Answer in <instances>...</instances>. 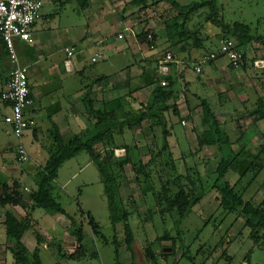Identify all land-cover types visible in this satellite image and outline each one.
<instances>
[{"label":"crops","instance_id":"crops-1","mask_svg":"<svg viewBox=\"0 0 264 264\" xmlns=\"http://www.w3.org/2000/svg\"><path fill=\"white\" fill-rule=\"evenodd\" d=\"M156 1L44 0L41 17L32 28L33 42L16 43L20 60L28 67L33 99V105L27 109V114L36 121V125L24 133L23 141L29 153V160L21 163L17 153L18 139L4 121V117L10 113V104L0 98V185L19 181L23 186L24 201L14 206L19 215L23 217L26 215V209L31 204L30 194L36 188L37 174L47 162L50 151L57 146V141L61 139L67 143L74 136H82L92 129L94 120L89 113L91 109L125 115L141 110L144 106L148 107L153 101L157 85L164 79L163 76H167L180 94L177 106L182 119L194 121L196 129L206 128L203 124V109L200 103L204 98L209 99L211 103L214 100L198 92V89L202 88L201 85L199 86L191 72L187 71L198 62L203 49L201 46L186 43L179 36L177 23L181 18L172 4L166 0L159 3ZM177 1L184 6L193 2L192 0ZM206 27L209 28L208 32L212 31V34L218 33L217 36H221L219 27L210 22ZM145 30L150 31L154 41L145 39L142 34ZM120 34L123 36L120 37ZM255 45L260 50L253 52L256 57L254 60L260 59L264 62V55H261L262 58H257L258 55L255 53L263 51L260 45L252 41L249 49ZM67 47L76 48L72 56L66 53ZM167 51L173 52L175 62L168 63L166 73H162L159 69L160 60ZM94 57H98L97 61L92 60ZM216 61L213 62V66L208 64L203 67L204 75L198 73L203 75L204 80L201 84L206 85L204 87L206 90L210 88V81H213L212 69L219 76L228 70L241 71V69H231L225 58ZM14 67L15 64L11 61L4 40L0 36V94ZM263 68L264 66L260 68L255 66L254 69L260 73V69ZM258 76L257 85L250 87L252 98L240 100V106L225 95L224 98L218 99L220 114H225L221 119L228 121L236 119L235 115L239 117L237 111H242L248 99L251 101L248 106L250 104L253 106L257 96L264 93V76ZM222 80L226 81L224 78ZM166 82L169 84L168 81ZM220 92L219 90L218 93ZM196 105H200L201 112ZM170 116L174 119L171 113ZM242 120L244 119L240 121ZM245 120H249L252 124L250 128L236 129L229 126L228 131L238 147L257 152L264 143L261 135L264 125L263 123L255 125L249 118ZM152 125L151 120H146L142 126L128 129L126 140L132 142L133 135L139 146L155 143L153 141L140 144L141 137H156V139L159 137L157 135L162 129L156 125L151 129ZM174 134L169 138L171 149L174 144L171 138H174ZM97 147L104 151L103 145ZM120 151L122 155L125 153L122 148H119L117 153ZM79 156L81 155L78 154L64 162L55 180L54 194L69 213L63 198L69 199L66 197V192L76 195L73 190L69 192V186L78 180V190L81 192L82 187L100 180L99 171L90 155ZM145 158L147 159L144 154V161ZM84 194L83 190L80 193L82 199ZM74 195L70 200L76 205L73 206L74 211L71 214L76 216H74L76 221L85 233L82 246L71 233L72 222L63 214H50L40 208L34 209L32 213L44 239L40 245L42 264H57L59 258L56 248L59 246L69 253L76 252L81 247V252L74 259L62 260L66 264H94V261L97 264H218L219 260L214 257L212 260L211 256H204L202 260H198L195 255L189 253L185 244L184 247L179 240L173 244L171 237L163 238L164 234L156 232L151 239L137 237L131 223L134 240L128 245L126 221L121 220L120 217L122 215L124 218L123 211L120 215L113 212V218L111 214L112 233L107 235L103 232L102 225L100 228L98 226L94 228L89 223V216L83 212L81 206V202L83 203L85 199L81 201L80 196L78 198ZM121 195L127 200L134 197L135 192L124 191ZM257 197L264 198L263 189L258 192ZM87 200L92 201V197H87ZM106 202L108 204V201ZM146 208L141 207L140 213H145ZM79 212L81 213L78 216ZM114 218L115 223H113ZM151 221L147 222L151 223ZM242 226L248 228L244 223ZM0 234H3V237L0 236V248L12 247L13 243L6 234L2 212H0ZM249 236L252 239L251 231ZM22 243L29 252H34L39 246L33 229L25 232ZM259 243L252 239L251 243L243 245L242 248L238 245L236 249H241L237 257L238 255L230 250L232 242L226 238L223 243L225 252L222 253L221 250L217 251V254H222L221 257L225 258L224 264H264V241ZM148 245L152 248L155 259L148 257L146 253ZM45 254L51 257L50 260H46ZM10 258L11 264H15L12 252Z\"/></svg>","mask_w":264,"mask_h":264},{"label":"trees","instance_id":"trees-1","mask_svg":"<svg viewBox=\"0 0 264 264\" xmlns=\"http://www.w3.org/2000/svg\"><path fill=\"white\" fill-rule=\"evenodd\" d=\"M160 1L162 0L156 2ZM166 1L170 2L179 12L181 19L177 26L182 40L184 39L186 43H191L194 46H201L205 51V54L203 53L200 58L211 52H216L213 46L217 44L211 43L210 34L204 31L210 22L222 30L223 36L234 38L237 47L243 51L244 59L240 68L245 71H252L255 68V58L250 60L248 58L249 44L252 41H263L264 45V39L251 36L247 27L226 23L218 16L217 0H196L185 6L177 0ZM202 9L205 11H201ZM142 34L149 41L150 31L145 30ZM220 38H217L218 43ZM152 41H154V37L150 40V42ZM230 68L236 70L232 65ZM260 73V77L264 76V68ZM162 78L164 79L157 85L153 101L148 107L144 106L141 110L125 115L91 109L89 113L94 120L91 130L82 136H74L67 143L61 139L57 141V146L50 151L47 162L37 174L36 188L30 194L31 204L26 209L24 217L14 209V206L20 205L24 201V189L21 183L15 181L13 184L0 185V212L3 213L7 237L13 243L10 249L15 258V264H42L40 245L44 239L39 231L37 221L32 216L36 208L43 209L50 214L66 216L72 222L71 233L79 245H83L85 237L83 228L54 194L55 180L60 167L64 162L81 152L90 155L99 171L112 218L114 217L113 212L116 214L120 206L124 209V218L122 215L120 217L121 220L126 221L125 231L128 245H131L134 240L129 221L130 210H127L129 206L132 209L137 208L139 216H144V221L152 220L156 214H160L163 218L167 215L173 217L177 215L174 223L180 228L193 208L202 202L208 190L215 193L220 208H223L225 212H235L243 220L245 226L251 231L252 239L257 244L264 241V198L257 197L258 192L263 189L264 182L259 183L248 198L244 197L245 191L249 190L252 182L259 174L264 173V143L260 145L257 152L246 150L245 147H238L228 131L226 122L221 120V116L219 117L211 101L204 98L200 104L203 109V124L208 128V134L199 135L198 144L200 148L207 145L213 146V156L206 163H192V165L186 163L185 158L176 159L169 138L173 134L172 129H175L174 119L181 117L177 106L180 94L175 90L174 83L170 82L172 80L169 77L163 76ZM163 80L168 81L170 85L168 83L163 85ZM247 101L251 103L249 99ZM248 103L245 104L242 111H237L239 117L236 115V119L240 121L242 118H249L255 125L259 123L264 125V93L257 96L253 106L251 104L248 106ZM146 120L152 121L151 129L155 125L162 129L160 144L156 140V143L151 145L139 146L133 135L132 142L126 140V131L142 126ZM261 135L264 140V128ZM99 145H103L104 151L98 149ZM119 148L125 150L123 155L116 153ZM144 154L145 156L149 155L147 162L144 161ZM201 164L204 165L206 175L202 171ZM128 165L132 166L133 179L126 175L125 171ZM151 165L153 168L149 169ZM236 173L238 177L234 176ZM244 179H247L248 182L242 185ZM208 180L210 181L208 182ZM126 182L131 185L135 182L144 190L141 200L146 203L145 213H140L141 206L136 196L126 200L121 195L124 191H134L133 188L127 190L124 187ZM206 184L210 185L208 189L205 187ZM116 206L119 208L116 209ZM83 212L88 214L89 223L94 228L97 226L100 228L99 222L95 217H92L89 211L83 210ZM113 223H115V218ZM29 229L35 231L39 243L34 252H29L22 243V238ZM170 237L174 244L180 236H173L170 230L165 231L163 238ZM56 252L59 258L57 264H66L62 260L74 259L81 252V247L76 252L69 253L59 246L56 248ZM146 253L148 257L156 258L149 245L146 247Z\"/></svg>","mask_w":264,"mask_h":264},{"label":"rangeland","instance_id":"rangeland-1","mask_svg":"<svg viewBox=\"0 0 264 264\" xmlns=\"http://www.w3.org/2000/svg\"><path fill=\"white\" fill-rule=\"evenodd\" d=\"M196 1V0H192ZM217 6H218V16L222 18L226 23L228 24H238L240 26H243V28H248L249 34L253 36L254 38H261L264 39V0H217ZM201 11H205L202 9ZM209 27V26H208ZM205 27L206 33L210 34L212 38L211 43H216V46H213L214 50L216 52H220V46L218 43L217 38H219L218 33L212 34L209 31V28ZM218 29V28H217ZM222 37L223 33L222 30H219ZM217 36V37H216ZM153 38V37H152ZM258 45H260L261 48H263V51L261 52H255L258 57L262 58L264 55V45L263 41L257 42ZM261 43V44H259ZM252 47V49H251ZM248 51H250V59H254L253 52L257 49V45L251 46ZM255 47V48H254ZM253 50V51H252ZM260 50V49H259ZM205 54V51L203 50L201 54ZM208 53V52H207ZM262 55V56H261ZM260 60V59H259ZM214 63L217 61H213ZM213 62L205 64L203 67L207 66L208 64L213 66ZM261 67V66H257ZM193 69V68H192ZM191 68H189L187 71L194 76V79L196 82H198V85H201V89H198V92H200L203 96H207L214 100L212 104L216 105L214 108L216 109L217 113L220 116H225V114H220L219 107H218V99L224 98V95L226 98H230L232 101H236L235 104L239 105L240 100L245 99L247 97L252 98V89L250 88L252 85H257V76L261 73H257L256 69L253 71H243L242 68L241 71H230L228 70L223 75H220L217 72H214L212 69L211 76L213 81H210V88L206 90L201 83L204 80L203 79V71L201 72L203 75L201 76L197 72L193 71ZM238 69V70H240ZM261 71L263 69H260ZM216 75V76H214ZM224 78L223 81L222 79ZM221 80L223 82H221ZM243 83V84H242ZM198 86V87H199ZM197 87V88H198ZM219 90L221 91L220 93ZM218 95H221L220 97ZM199 102V100H198ZM213 106V105H212ZM240 106V105H239ZM238 106V107H239ZM196 108L201 110L200 105H196ZM203 112V111H202ZM236 116V115H235ZM222 118V117H221ZM187 122H190L189 119H186ZM223 122H226V126H232V128H242V127H251V123L249 120H242L238 121L237 119H230L226 121L225 119H221ZM182 117H178L175 119L174 127L175 129H172L173 134L175 135L172 139V151L176 159H182L185 158L187 161L186 163H206L208 162L214 153V147L211 145L204 146L200 148L199 146V135H207L208 134V128L199 129L195 128V122L192 121L189 123V126H185L182 124ZM249 127V128H250ZM233 131V129H232ZM239 131V130H238ZM156 140L157 143L160 144L161 142V133ZM153 137H141L140 138V144L143 143H151L155 142L156 140H153ZM178 143V144H177ZM152 144V143H151ZM122 151L119 152L118 155H121ZM81 156L79 157H86L88 156V153L81 152ZM147 159H149V155L146 156ZM145 158V161L147 160ZM180 163V162H179ZM202 168V171L205 174L204 165H200ZM153 168V165L149 167ZM127 176L131 179L134 178V172L131 165H128L127 170L125 171ZM206 175V174H205ZM204 175V177H205ZM238 174L236 173L237 176ZM79 177V176H76ZM238 177V176H237ZM100 179V178H99ZM156 179V177H155ZM245 180V179H244ZM264 180V173L262 172L259 174V176L255 179L254 182H252L251 187L249 190L245 191V198H248L249 195L254 192V190L257 188V185ZM210 180H208L209 182ZM78 180H75L70 186H69V192H75V197L80 196V193L84 190V196L82 199V195L80 196L81 201L84 200V202H81V206L84 210L90 209L89 212L92 217H95L96 221L99 222L100 225H102V228L104 229V233L109 235L111 234V213L109 206L107 204L106 197L104 195V186L101 180H99L97 183L84 186L80 190H78ZM248 182L246 179L243 181L242 185H245ZM264 184V183H263ZM158 185V184H157ZM205 186L207 189L210 185L206 184ZM124 187L128 189L133 188L135 192V196H138V201L141 207H146V203L141 200L143 197L144 190L138 186L137 183H133V185L126 182L124 184ZM71 190V191H70ZM64 191V190H63ZM264 191V186H263ZM67 193V198H63L65 207L71 212L74 211V207L76 203H72V194ZM87 197H92V201L87 200ZM75 199V198H74ZM141 201V202H140ZM120 204V203H119ZM116 213L120 215L122 211H124L123 208H121ZM116 209L119 208V206L115 207ZM127 210H130V216L129 221L134 229L135 235L140 238H152V235L156 232L160 234H164L165 231L170 230L171 234L173 236H180L179 242L180 244L183 243L186 245L187 249L189 250L190 254H193L196 256L198 260H202L204 256H211L212 260L213 257L216 258L218 261V264H224V257H221V255L217 254V251H221L222 253L225 252L223 250V243L226 238H229L232 242L230 246L231 252L233 251V254L238 255L239 257V250L242 248L243 245H246L247 243H251L252 239L249 236V228H243L242 224L244 223L241 218L237 216L235 212H225L223 208H220L219 201L216 198V195L211 190H208L207 194L204 196L202 202L200 204H197L190 215L183 221L180 228L176 226L174 223V220L177 218L175 215L174 217L171 215H167L164 218L161 215H156L152 219L151 223H148L146 220L144 221V216H139L137 212V208H131L130 206L127 208ZM81 212L78 213V216ZM74 215V214H73ZM75 216V215H74ZM76 217V216H75ZM239 231V232H238ZM226 232H228V235L226 236ZM3 233V232H1ZM3 234H0L1 237ZM229 243V242H228ZM225 244H227L225 242ZM238 245H241V248H237ZM218 246V247H217ZM111 247V246H109ZM185 247V246H184ZM217 247V249H216ZM47 253V252H45ZM11 249L10 248H0V264H11ZM46 260H50V256L48 254H45ZM107 261V259H106ZM94 264H97L96 261L93 262Z\"/></svg>","mask_w":264,"mask_h":264},{"label":"built area","instance_id":"built-area-1","mask_svg":"<svg viewBox=\"0 0 264 264\" xmlns=\"http://www.w3.org/2000/svg\"><path fill=\"white\" fill-rule=\"evenodd\" d=\"M44 0H0V36L6 45L9 57L15 64L8 80L6 81L0 98L2 101L10 104V113L4 117V121L11 127L12 133L18 139L17 153L18 160L21 163L29 160V153L23 141L24 133L36 125V121L27 114V109L33 105L31 90L28 79V67L20 60L16 43L27 42L32 43V28L41 17V10ZM123 36L122 34L119 35ZM149 34V40H152ZM220 53L211 52L201 57L197 63L193 65V70L197 73L203 71V65L225 58L229 65L236 69L243 64V51L236 45L235 39L229 36H222L219 39ZM68 56H72L76 48H65ZM98 57L92 60L97 61ZM175 62L174 54L168 51L160 60V72L166 73L168 63ZM255 66H264L262 60H256ZM166 85V80L162 81ZM182 124L189 126L186 119H182ZM118 150H116V153ZM119 154V153H117Z\"/></svg>","mask_w":264,"mask_h":264}]
</instances>
